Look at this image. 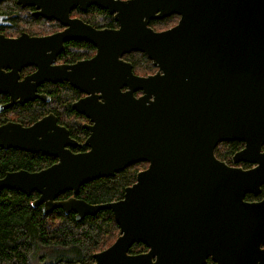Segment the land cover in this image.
Listing matches in <instances>:
<instances>
[{
  "label": "water",
  "instance_id": "1",
  "mask_svg": "<svg viewBox=\"0 0 264 264\" xmlns=\"http://www.w3.org/2000/svg\"><path fill=\"white\" fill-rule=\"evenodd\" d=\"M17 2L67 27L41 37L0 35V70L35 63L34 84L69 80L92 94L72 106L93 125L84 142L89 149L77 154L64 148L72 143L68 133L49 118L28 127L0 125L3 148L58 156L36 172H6L0 189L35 191L33 206L73 213L76 221L111 211L117 237L92 262L74 264H205L208 257L216 264H264V197L244 199L264 185V0ZM90 5L107 10L118 27L96 29L69 18L73 6ZM173 14L178 20L166 29L149 25ZM70 39L92 43L95 55L69 72L50 67ZM131 51L144 53L156 71L134 74L121 58ZM231 140L244 143L232 162L253 166L216 158L215 146ZM142 161L147 166L120 199L93 204L77 197L84 183ZM66 191L69 197L57 199ZM135 243L147 250L129 252Z\"/></svg>",
  "mask_w": 264,
  "mask_h": 264
},
{
  "label": "trees",
  "instance_id": "2",
  "mask_svg": "<svg viewBox=\"0 0 264 264\" xmlns=\"http://www.w3.org/2000/svg\"><path fill=\"white\" fill-rule=\"evenodd\" d=\"M82 17L94 27L117 26L112 15L95 6L90 7ZM170 18H178V15L173 14L164 19ZM158 23H163V19L152 20L149 25L154 28ZM75 52L76 49L71 48L69 54ZM124 58L131 61L134 71L142 63H145L146 68H155L141 52H131L124 55ZM48 90L52 98L49 105L60 117L64 112L68 114L73 112L68 98L74 94V90L68 87L62 89L60 85L52 86ZM63 93L66 96L62 97ZM31 116L33 114H27V117ZM76 119L77 116L74 114L73 129L70 131L76 130L74 133L83 136L85 131L80 128L77 121L75 122ZM238 145L239 142L236 140L223 141L215 146L214 154L219 160L229 159ZM50 160L40 154L0 147V178L7 171L18 168L34 170L42 163H49ZM136 165L138 164L129 165L113 176L99 177L84 183L79 189L78 197L93 204L120 199L124 188L135 181L137 171L146 167V162L142 163L141 168ZM261 190L263 193L264 185L261 186ZM61 196L69 197L70 192ZM37 197L36 192L26 195L15 189H0V264L90 263L93 261V253L106 248L119 234V227L110 210H100L95 215H87L76 221L73 213H64L61 209L43 213L40 206L31 204ZM146 250L144 244L135 243L129 252ZM205 264L214 263L209 259Z\"/></svg>",
  "mask_w": 264,
  "mask_h": 264
},
{
  "label": "flooded vegetation",
  "instance_id": "3",
  "mask_svg": "<svg viewBox=\"0 0 264 264\" xmlns=\"http://www.w3.org/2000/svg\"><path fill=\"white\" fill-rule=\"evenodd\" d=\"M92 6L98 7L96 5H90L85 10H83L79 6H73L69 11V18L72 19L77 18L82 20L84 23L89 24L83 20L82 16L85 13H87L90 7ZM37 11L38 9H36L35 6L21 5L20 3L17 2V0H0V35L8 38H16L22 34H26L30 37H41V36H48L57 32H61L67 27V25L61 23L55 18H46L42 15L37 14ZM116 27H118V24ZM116 27L101 26L94 28L111 29ZM71 48L76 49V52L74 54L73 53L69 54ZM54 51L55 50H48L46 54L55 53ZM95 53H96V47L88 41L81 39L66 40L63 42V47L60 48L56 54H54L55 56L52 58V60L49 62L48 65L50 67H62L67 72H69L71 70L70 66L77 63L78 61L90 59L95 55ZM129 53L123 54L121 58L131 63V61L124 58V55ZM37 68L38 67L35 63L23 65L18 67L17 69H12L10 67L1 68L0 72L3 74L2 78L5 80V83L3 84V86H0V125L5 124L7 122H12V123L20 124L22 127H28L40 119L49 118V120L54 121V125L56 127L63 128L64 130L67 131L68 138L72 142L64 146V148L68 150V152L72 154H77L88 150L89 147L86 144H84V142L90 134V130L88 127L93 125V121H91L84 113L78 112L76 109H74L72 105L81 99L91 96L92 94L80 90L78 87L72 85L67 79H63L62 81L43 80L42 82L34 84L35 82L31 78V76L37 71ZM132 71L134 74L143 75L136 73L133 70V66H132ZM144 75H148V74H144ZM59 85L62 86V89L68 87L74 90V94L70 96V98H68L70 101V108L72 109L73 112L69 114L67 112H64L61 117L59 113L57 114L56 111L53 110V108L49 105V102L52 100V98L50 97L48 92L49 91L48 89L50 87L59 86ZM125 89L126 87L121 88L122 91H125ZM95 94L97 95L99 93H95ZM141 94H142L141 91L135 92L136 96ZM64 96L66 95L63 93L62 97ZM99 99L100 98H98V100ZM31 109H33L32 112H30ZM28 113L33 114V116L27 117ZM74 114L77 116L75 122L77 121L80 128L84 129L85 131L83 136L81 135L78 136V134L74 133V131L76 132V130H74L73 132L70 131V129L72 128V123H74ZM238 142L239 145L237 149L230 155L229 159L227 158L221 159V161H224L229 166H237L243 169L253 166L254 163H249L245 161H240L237 163L232 162L231 160L232 155L236 151L244 147V143L242 141H238ZM11 148H15V147H11ZM15 149L20 150L19 148H15ZM21 151H25V150H21ZM262 151H264V144L262 146ZM25 152L40 154L41 156L50 158L51 160L47 164L42 163L40 167L34 170H28L26 168H18L7 172L16 171V170H26L29 172H36L44 168H47L48 166L58 161V156L56 155L42 153L41 151H36V152L25 151ZM143 162L145 161H142V163ZM137 163H133V164H137ZM144 168H141L140 170ZM66 192H70L71 195V191H66ZM62 194H60L57 197V199L67 198V197H62L61 196ZM263 197H264V192L262 193V190H260V192L256 195L252 193H246L244 199L247 201H253V200H260ZM39 206L41 207L42 204H40ZM209 259L211 260V258L208 257L206 262H208ZM213 263L216 264L215 262Z\"/></svg>",
  "mask_w": 264,
  "mask_h": 264
},
{
  "label": "rangeland",
  "instance_id": "4",
  "mask_svg": "<svg viewBox=\"0 0 264 264\" xmlns=\"http://www.w3.org/2000/svg\"><path fill=\"white\" fill-rule=\"evenodd\" d=\"M170 16H171V15H170ZM170 16H168V17H170ZM165 18H167V17H165ZM160 20H162V19H160ZM177 20H178V18H173V19H172V18H170V19H164V18H163V23H158V24L154 25L155 27H154L153 29H155V30L165 29V28H167V27H169V26L175 24V23L177 22ZM131 52H132V51H131ZM133 52H134V51H133ZM135 52H138V51H135ZM149 61L151 62L150 59H149ZM151 64H152V63H151ZM153 67H154V66H153ZM155 69H156V67L153 68V69L146 68V67H145V63H142L141 66H137L135 72L144 75V74H149V73L154 72ZM140 163H141V164H140ZM140 163H137L138 165H136V166L139 167V168H141V167L143 166V165H142V162H140ZM146 164H147V162H146ZM108 244H109V243H108ZM108 244H107V245H108ZM107 245H106V246H107Z\"/></svg>",
  "mask_w": 264,
  "mask_h": 264
},
{
  "label": "bare ground",
  "instance_id": "5",
  "mask_svg": "<svg viewBox=\"0 0 264 264\" xmlns=\"http://www.w3.org/2000/svg\"><path fill=\"white\" fill-rule=\"evenodd\" d=\"M1 147H2V146H1ZM1 178H2V177H1ZM35 199H36V198H35ZM35 199H34V200H35ZM34 200H32V202H33ZM32 202H31V204H32ZM39 205H40V204H39ZM39 205H37V206H39ZM32 206H33V205H32ZM41 210H42V206H41ZM42 212H43V211H42Z\"/></svg>",
  "mask_w": 264,
  "mask_h": 264
}]
</instances>
